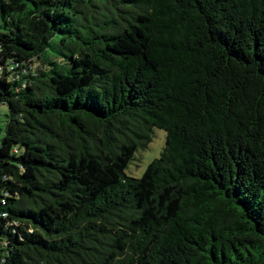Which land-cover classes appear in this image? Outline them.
Here are the masks:
<instances>
[{"label":"trees","instance_id":"16d2710c","mask_svg":"<svg viewBox=\"0 0 264 264\" xmlns=\"http://www.w3.org/2000/svg\"><path fill=\"white\" fill-rule=\"evenodd\" d=\"M0 104V264H264V0H0Z\"/></svg>","mask_w":264,"mask_h":264},{"label":"rangeland","instance_id":"374dc122","mask_svg":"<svg viewBox=\"0 0 264 264\" xmlns=\"http://www.w3.org/2000/svg\"><path fill=\"white\" fill-rule=\"evenodd\" d=\"M7 114H8L7 106L4 104H0V140L5 132ZM164 141H165V132L163 130L153 128L152 138L146 150L139 151L135 154L137 161L132 162L130 165H128L127 169L125 170V174L130 177L139 178L143 174L147 165L154 158H157L159 156L164 146Z\"/></svg>","mask_w":264,"mask_h":264}]
</instances>
